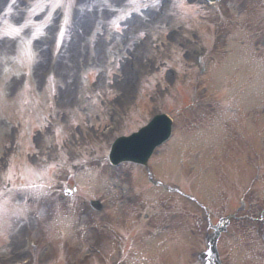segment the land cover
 Segmentation results:
<instances>
[{
	"label": "rangeland",
	"instance_id": "obj_1",
	"mask_svg": "<svg viewBox=\"0 0 264 264\" xmlns=\"http://www.w3.org/2000/svg\"><path fill=\"white\" fill-rule=\"evenodd\" d=\"M31 1L33 0H3L0 8V32L7 24H21L25 19L23 8ZM109 1L115 3L113 0ZM128 2L130 3V0ZM70 4L71 8L65 10L68 13L66 20L64 21L60 15L55 19L50 18L41 36L30 40V29H27L21 37H8V35L0 33V92L12 102L9 110L14 112L19 109V114L29 115L28 117L33 124H39L40 117H47L42 122L41 131L31 132L30 135L27 134L26 130L22 133V120L17 118L14 121L10 117L11 114L2 115L4 118L0 117V136L6 134L3 137L9 141V145L15 144L12 147L16 153L21 151L23 134L25 133V138L28 135L32 138V147L29 151L32 160L35 157H40L41 165L43 164L42 159H44L56 164L63 162L64 166L65 163L71 166L70 158L82 154L93 156L99 150L97 147L106 146L107 140H111L110 137L107 138L104 135V126L118 125L120 130L113 134L116 135L122 132L125 123L130 122L135 115L140 118H149L151 114L159 111L158 102L162 90H157L158 94L149 93L144 89L147 79L155 73L163 72L164 82L174 83L176 79L169 80L168 70L172 66H176L177 59L188 64L190 69L195 68L199 71L198 60L199 56H202L209 63V68H213L216 65L217 57L230 52L231 45L228 41L233 38V27L239 28L243 33L248 32L249 35H253L252 40L249 41L252 48L250 70L253 71L249 75L252 82L251 91H254L253 88L259 89L257 93L252 94L255 99L254 105H264L262 100L264 90H260L264 89V47L258 44H264V20H261L263 17H254L252 13L264 11V0H224L215 9L204 8L205 12L199 17H206L207 22L198 30L195 29V26L186 25L185 21L180 24L172 22L170 16L172 12L170 14L168 12L162 19L151 18L149 21H145L147 16L143 14L137 18L142 20L141 28L135 30L134 34L130 35V39L125 38L126 30L122 18L111 10L108 0H71ZM148 5L151 8L141 10ZM152 7L151 4L141 5V13L152 10ZM78 25L81 26L80 32L87 30L89 25H92V28L84 40L81 39L82 35L79 33L77 39L72 42ZM181 25L189 26L194 33V41L188 47H182L178 41L179 38L175 40V38L169 37V32ZM74 26L76 27L75 32L73 31ZM118 26L121 27L120 30L117 29ZM166 28L168 30L165 34L163 31ZM117 30L121 32L119 42L110 50H106L104 40L113 38L110 35ZM91 31H95L93 39H91L92 34L89 37ZM224 36L227 37V41L223 44ZM123 40L125 42L121 52L117 48L122 47ZM25 42H28L32 48L30 64H23L24 66L15 64L18 66V72L13 74L7 72L10 67L14 66L15 50L22 52ZM142 42L145 43L146 47L137 62L139 71L144 78L143 83L137 87V90L130 85L125 94L123 89L119 90V83L115 85L112 82L116 77L118 68V63H115L117 59L115 56L116 54L125 57L130 56L134 46ZM238 47L244 50L243 54H245V50L249 53L250 46L247 41L244 46L238 44ZM48 48H50V58L53 62L50 67L54 70L52 73L51 71L45 72L41 65L47 58ZM106 54L111 57V60L106 65L108 73L104 80L102 75L105 69L106 60L104 57ZM134 56L137 55L134 54ZM56 58L65 62L59 65ZM248 60L249 56L247 57ZM221 61L222 64H226V67L230 64L229 57L221 58ZM242 61H246V59L243 58ZM60 67H62V76L57 72ZM52 74L55 76L56 85L54 89L48 87L47 81V78L51 77ZM215 75L217 76V72ZM258 78H261L260 84H258ZM202 79L201 86H197L198 83H191L186 87L192 88V92L194 90L195 95L191 106L194 107L193 110L195 111H187L180 120L179 127L187 128V122L190 123L191 120H212L207 116L210 114L209 110H212L209 106H216L217 103L212 102L210 96L203 97L202 88L204 89L207 85L205 83L206 78ZM119 80L117 78L115 82ZM98 81L100 84L96 89L94 85ZM167 87L169 88L168 84ZM208 94L217 96V85L212 86ZM20 95L23 97L21 98ZM20 100H22L21 104H19ZM118 100L122 101L117 103ZM143 100H148L150 106H147ZM233 101L241 104L240 98L237 96L232 99L229 96L226 102L222 103L231 104ZM0 104L6 109L9 106V104L2 103L1 98ZM256 114L257 117L252 118L255 124L262 114L261 109L257 110ZM202 115L205 116L200 118ZM230 124V121H222V125L226 127H230ZM255 124L252 122L248 124V133L239 124L237 134L252 137L256 129ZM259 136L261 137V135ZM256 139L262 143L261 138ZM255 148L257 151L262 150L260 149L261 146L256 147V143ZM163 162L166 164V160ZM124 168L127 169V167ZM113 182L114 180H112ZM18 219L15 217L12 223L17 222ZM14 226L12 235L18 237L19 244L12 248L6 249L4 247L0 250V255L11 257L12 252L21 249L22 235L25 229L20 224ZM11 227L10 225V230ZM11 258V262H20L24 257L19 253L16 257ZM227 263L236 264L234 260H227Z\"/></svg>",
	"mask_w": 264,
	"mask_h": 264
},
{
	"label": "snow or ice",
	"instance_id": "obj_2",
	"mask_svg": "<svg viewBox=\"0 0 264 264\" xmlns=\"http://www.w3.org/2000/svg\"><path fill=\"white\" fill-rule=\"evenodd\" d=\"M132 2L135 3V0H132ZM54 6L55 7H60L61 5L59 3H56ZM176 6L179 7V8H181V9H184V2H183V0H179V3ZM16 33L18 34L19 33V30H16ZM6 35L11 36L12 33H6Z\"/></svg>",
	"mask_w": 264,
	"mask_h": 264
},
{
	"label": "bare ground",
	"instance_id": "obj_3",
	"mask_svg": "<svg viewBox=\"0 0 264 264\" xmlns=\"http://www.w3.org/2000/svg\"><path fill=\"white\" fill-rule=\"evenodd\" d=\"M0 2H1V0H0Z\"/></svg>",
	"mask_w": 264,
	"mask_h": 264
}]
</instances>
